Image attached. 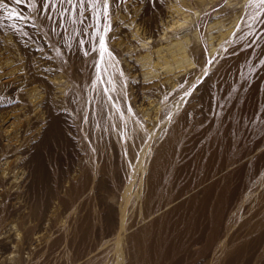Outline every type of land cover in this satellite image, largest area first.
<instances>
[{
  "label": "rangeland",
  "instance_id": "rangeland-1",
  "mask_svg": "<svg viewBox=\"0 0 264 264\" xmlns=\"http://www.w3.org/2000/svg\"><path fill=\"white\" fill-rule=\"evenodd\" d=\"M3 2L0 264H132L129 236L142 227L141 231H146L147 223L173 208L170 200L151 212L147 182L151 159L159 153L156 149L168 138L167 164L176 157V166L175 149L181 151L180 159L190 158L191 152L182 153L183 143L184 147L187 143L184 133L178 132L180 124L175 125L179 112L187 105L194 111L192 117L207 118L206 104L198 97L202 90L209 97L214 83L207 85L204 80L231 70L226 62L235 64L237 59L246 69L252 60H258L261 74L258 92L248 94L245 104H235L238 111L232 117L237 136L243 135L239 122L251 128L235 152L232 212L236 214L226 230L238 236L246 233L244 240L246 245L250 243V250L264 246V227L257 224L264 211L255 218L251 214L264 202V138L257 139L264 126V6H258V0H163L166 11L156 24L160 34L153 39L146 35V24L156 15L149 0H116L115 6L110 1V30L106 27L98 36L91 24L73 29L76 17L74 21L71 18L78 15L83 19L91 12L89 8L83 15L71 10L74 13L66 12L60 19L67 5L44 10L40 3L30 9L28 0ZM11 12L28 19H9ZM49 15L52 19L45 20ZM184 20L178 26L177 22ZM118 25L124 28L126 38L120 35ZM165 28L170 32L161 36ZM82 30L88 35L82 36ZM101 35L108 50L103 56ZM81 39L85 40L83 46L78 43ZM131 46H137L136 51L126 50ZM234 46L238 48L232 50ZM182 47L188 61L185 72L176 68ZM159 48L170 49L152 65L140 61ZM160 62L174 70L160 71L155 66ZM246 72L251 73V68ZM183 76L187 77L186 88L177 92ZM257 118L261 123H255L253 131ZM254 184L258 192L237 210L243 194ZM167 191L162 193L163 202L169 199ZM248 206L252 212L245 214ZM106 216L117 217L116 228L107 227ZM249 254L243 264H251ZM262 261L258 258L256 264Z\"/></svg>",
  "mask_w": 264,
  "mask_h": 264
},
{
  "label": "bare ground",
  "instance_id": "bare-ground-1",
  "mask_svg": "<svg viewBox=\"0 0 264 264\" xmlns=\"http://www.w3.org/2000/svg\"><path fill=\"white\" fill-rule=\"evenodd\" d=\"M149 1V7L153 8L156 15L150 16L151 23L146 24V35L147 39H153L160 34L158 33L159 30L156 28V24L160 15H163L164 11H166V7L165 4H163V0H160L162 3L159 0ZM115 3H111V6H115ZM61 8L58 10L60 11ZM85 8L89 7L85 5ZM89 9L91 12L83 19L78 15L73 16V18H69L74 21V18L76 17V27H73V29L77 28L76 31L81 28L83 29L84 25L89 26V24H91L93 27L95 26V36L99 32L106 29L109 22H107V17H105L102 9L100 10L98 16L94 15L95 10L91 8ZM262 10H260V12H262ZM76 13L77 11L75 12V15ZM82 20L84 23H81ZM91 20H94V22ZM185 22L186 21L184 20L181 24L179 22L177 23L178 26H182ZM263 22L264 13L261 18V23ZM119 27L120 35L125 37L124 28H122V26ZM167 28L161 31V36H166L170 32L168 31L169 29L165 31ZM177 46L178 45L175 47ZM136 48L137 46H131L126 48V50H128V52H132L136 51ZM237 48V46H234L232 50H236ZM169 49L170 48H159L155 52L153 51L152 54H146L141 57L140 61L145 64L152 65L158 58H163L161 54ZM184 49L185 47H182L181 49L183 50L181 62H176V68H181L182 72H185L187 70L186 67L188 66L185 54L186 50ZM160 63L159 65H155L160 67V71L171 72L174 70L173 67L168 66L165 68L163 67L164 64ZM248 65L252 71L249 74L246 72L249 68L246 69L241 66L240 59H237V63L235 64H233L232 61H227L226 66H230L231 70L211 75L208 80H204L207 85L212 82L214 83V87L210 92L209 97L205 96L204 90H202L201 95L198 97L201 103L206 104L207 118L197 120L192 117L191 114H193L194 111H191V108L185 104V106L180 110V116L178 117L175 125L180 124V129L178 130L180 135L184 133L183 141H186L187 145L184 147L185 144L183 143L182 153L186 151L191 152L192 154L189 159H180L181 151L175 149L173 154H175V152L178 153L176 166V157L172 158L171 163L169 162L170 164H167L168 159L166 147L169 143L168 138L164 144L158 147L160 149H156V151L159 150V153L154 155V157L152 156L153 158L151 159V163L149 165L150 169L152 168L150 181L148 180L147 182L148 189L152 193V195H150L147 190L151 212L157 207V205H160L161 202L162 207L163 205L171 203L173 208H171L168 212L159 214L156 219L154 218V221L147 223L146 231H141L142 228H145L142 227L138 229L134 235L129 236L127 246L128 253L132 257V264L145 263L144 252L147 253L146 256L148 259L145 264H243L244 260L247 258L246 254L249 253V251L251 252V255L249 254L250 257L247 260H250L251 264H256L258 258L264 261V246L261 249L259 248L260 246L258 247L259 249H257V247H252L255 249L250 250L251 248L248 249L249 247L247 246L250 243L246 245L247 242L244 240L246 238L244 237L246 233L243 236H238V234L236 235V232L233 233L232 231L228 232V229L226 230V227L229 226L228 224L232 222L231 219L233 220V216L236 214V212H232V205H234L236 201L234 199L236 190L232 183V180L235 181L234 174L237 173V169H235L237 165L235 152L243 145V143L239 141L246 137L251 128L250 125H244V123L239 122L238 127L243 135L241 137L237 136L235 132L236 125L232 121V117L233 114H236V111H238L235 104H245L248 94L255 95L258 92L260 82V62L258 60H252L248 63ZM136 66L137 64L135 63L131 65L133 69H135ZM159 73L160 72L155 73L154 76H157ZM146 75L148 77V74ZM152 77L153 76H149L148 78ZM186 80L187 77H180L177 92L185 90ZM38 83L40 82L38 81ZM168 95L169 97L171 96L170 93ZM255 123H261V120L257 118L255 119V122L253 121V131L256 128ZM258 131L262 132L261 135H257V139L261 140L264 138V126H262ZM171 150L173 151V149ZM243 150L244 147L240 151ZM172 155L170 156L172 157ZM195 167H197V170L194 169ZM167 172H170L168 177ZM255 184L243 194L241 201L237 205V210L242 207L245 200L247 201L246 198H249V196L256 192L255 189L258 188H254L257 187ZM262 186H264V184ZM99 187L101 188L103 185L100 183ZM164 190H168L170 196L168 200L163 202L162 193ZM262 203L264 202L262 201ZM262 203L260 206L258 204L259 208H256V210L253 209L255 213H253L252 209L248 206L245 214L252 212L251 214L253 218H255L257 214L259 215L260 212L262 213L264 211V204ZM261 215L263 219L260 218L259 220H264V212ZM259 220L257 224L260 227H264V221L262 222ZM105 222L107 227H110L111 229L116 228L118 224L116 216L112 219L110 216H106ZM245 224L247 225L246 222ZM119 227L120 231L123 230L122 225H119ZM255 231H257V229L254 230V232ZM262 236L263 235H258V238H261ZM121 249L125 255L124 246ZM253 253H257L256 255L259 254V256H256Z\"/></svg>",
  "mask_w": 264,
  "mask_h": 264
},
{
  "label": "snow or ice",
  "instance_id": "snow-or-ice-1",
  "mask_svg": "<svg viewBox=\"0 0 264 264\" xmlns=\"http://www.w3.org/2000/svg\"><path fill=\"white\" fill-rule=\"evenodd\" d=\"M116 0H111V3H115ZM123 2V0H121ZM15 3H25V0H15ZM37 3H40L42 8L44 10H48L49 8L55 9L57 7V4L60 5H67V8H65L64 12H60V17L63 18L65 15V12L75 10L77 12H80L82 15L86 11L85 5H87L89 8L95 10L94 15L98 16L100 13V10L102 9L103 13L105 14V17L109 14V8H110V0H28L29 8H35ZM258 6H264V0H258ZM6 5L4 4L3 0H0V9H4ZM20 18L27 20L28 17H21L18 13L11 12L9 13L8 18ZM45 20H51L52 16H45ZM81 23H84L82 20ZM110 25H108V28L106 30H110ZM82 36H87L88 33L86 31H81ZM78 43L83 46L85 43L84 39H81L78 41ZM99 49L101 52V56L104 55V53L108 52L107 48L105 47V40L104 36H99ZM59 54V53H58ZM208 73L205 72V76H207ZM195 88V86H193ZM188 95H191V93H187Z\"/></svg>",
  "mask_w": 264,
  "mask_h": 264
}]
</instances>
